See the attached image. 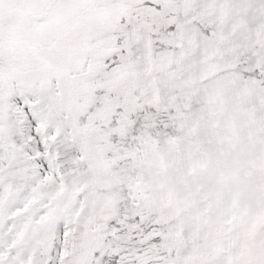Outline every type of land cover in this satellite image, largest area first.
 Wrapping results in <instances>:
<instances>
[{"label": "snow or ice", "instance_id": "1", "mask_svg": "<svg viewBox=\"0 0 264 264\" xmlns=\"http://www.w3.org/2000/svg\"><path fill=\"white\" fill-rule=\"evenodd\" d=\"M0 264H264V0H0Z\"/></svg>", "mask_w": 264, "mask_h": 264}]
</instances>
